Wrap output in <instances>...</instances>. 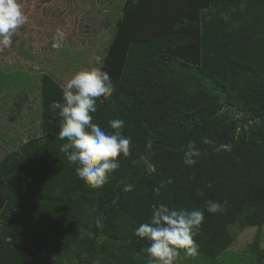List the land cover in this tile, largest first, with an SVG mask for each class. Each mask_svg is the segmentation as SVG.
<instances>
[{"label":"trees","instance_id":"1","mask_svg":"<svg viewBox=\"0 0 264 264\" xmlns=\"http://www.w3.org/2000/svg\"><path fill=\"white\" fill-rule=\"evenodd\" d=\"M103 56L114 87L91 115L106 128L122 119L132 154L120 157L100 190L79 179L49 107L63 102L61 85L43 73L41 135L0 160V264L65 256L75 264H147L150 242L134 231L150 222L154 204L203 210L194 239L210 258L234 241L230 227H256L252 248L263 264L264 0H125ZM190 141L201 153L191 167L183 163ZM222 144L231 150L217 151ZM208 200L226 210L207 212Z\"/></svg>","mask_w":264,"mask_h":264},{"label":"clouds","instance_id":"2","mask_svg":"<svg viewBox=\"0 0 264 264\" xmlns=\"http://www.w3.org/2000/svg\"><path fill=\"white\" fill-rule=\"evenodd\" d=\"M28 22L29 18L19 0H0V52L11 47L13 37ZM70 27V22H67L65 27L56 29L53 48L59 50L66 39V29ZM105 59L106 56H93L90 63L94 66L76 71L61 85L63 102L53 101L49 105L60 118L58 138L68 141L61 146L60 151L66 154L69 164L77 165L76 176L94 190H100L109 183L110 175L120 167L121 156L128 158L132 154L131 138L122 134L125 126L122 119L110 120V127L106 128L95 123L91 115L97 111L96 101L114 87L110 74L104 70ZM203 143L209 144L211 141L204 138ZM148 145H151V140ZM220 150L230 151L231 145L222 144L217 149ZM200 155L195 142L190 141L183 154V163L191 167ZM165 187L166 183L161 182L153 191L160 195L161 189ZM208 187H211L210 183ZM132 190V184H125L123 191ZM197 195L203 196L204 193L198 191ZM152 210L150 222L141 224L134 231V235L150 242L146 248L147 264H177L181 251L184 252V258H196L199 244L194 237L203 225L204 211L173 209L165 204H154ZM206 210L215 214L224 212L226 208L224 204L208 200ZM95 226L103 228L102 217L95 220ZM82 234L94 237V233L87 229H82Z\"/></svg>","mask_w":264,"mask_h":264},{"label":"rangeland","instance_id":"3","mask_svg":"<svg viewBox=\"0 0 264 264\" xmlns=\"http://www.w3.org/2000/svg\"><path fill=\"white\" fill-rule=\"evenodd\" d=\"M106 1L19 0L29 22L13 37L11 47L0 52V64L5 65L0 69V160L29 138L41 135V75L49 74L62 85L76 71L94 66L90 63L93 56L104 55L113 26L112 15L103 12L108 8ZM67 22L71 27L66 29V39L57 50L52 47L56 29ZM230 231L234 241L217 258L200 252L196 258H184L182 251L177 264H256L252 245L257 228L241 230L232 226ZM259 236L264 250V225ZM51 261L75 264L69 256L52 257Z\"/></svg>","mask_w":264,"mask_h":264},{"label":"crops","instance_id":"4","mask_svg":"<svg viewBox=\"0 0 264 264\" xmlns=\"http://www.w3.org/2000/svg\"><path fill=\"white\" fill-rule=\"evenodd\" d=\"M116 1H117V3H114L113 0L112 1L107 0L105 4L108 5L107 6L108 8H104V10H103V12L106 15H112V17H113L112 18L113 26L111 27V31H110V40H112V38H113L116 22L121 18L122 14H123V6L125 3V0H116ZM114 16H116L115 19H114ZM0 69H2V68L0 67ZM249 228H252V227H249Z\"/></svg>","mask_w":264,"mask_h":264},{"label":"water","instance_id":"5","mask_svg":"<svg viewBox=\"0 0 264 264\" xmlns=\"http://www.w3.org/2000/svg\"><path fill=\"white\" fill-rule=\"evenodd\" d=\"M150 153L147 154L146 160L149 161L150 160Z\"/></svg>","mask_w":264,"mask_h":264}]
</instances>
